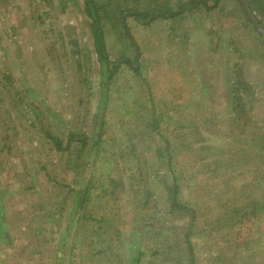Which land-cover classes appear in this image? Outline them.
Listing matches in <instances>:
<instances>
[{
  "label": "rangeland",
  "instance_id": "374dc122",
  "mask_svg": "<svg viewBox=\"0 0 264 264\" xmlns=\"http://www.w3.org/2000/svg\"><path fill=\"white\" fill-rule=\"evenodd\" d=\"M208 4L126 30L105 11L106 79L82 0H0V264H129L132 235L141 264H190L173 171L196 207L193 264H264V210L230 211L264 195V34L239 0ZM73 188L88 200L72 212Z\"/></svg>",
  "mask_w": 264,
  "mask_h": 264
},
{
  "label": "trees",
  "instance_id": "16d2710c",
  "mask_svg": "<svg viewBox=\"0 0 264 264\" xmlns=\"http://www.w3.org/2000/svg\"><path fill=\"white\" fill-rule=\"evenodd\" d=\"M136 1L137 0H117L116 2H114L113 0H82L85 14L89 19V26H90L92 40H93V48L98 57V62L101 64V68L104 71L103 77H105L106 79L110 77L111 74L107 70V65L108 63H110V60L108 59L109 54L106 49V40H105V32H104L103 20L105 17V11L110 10V9L116 10L114 12V15H116L117 13L119 14L118 19L121 22V26L123 29L126 30L125 19L127 17H133L137 21L145 23V22H148L149 20H152L153 18H165V19L172 18V17L174 18L179 13H183L184 10H189L191 12L200 6L206 8L207 10H210L212 8V6L208 4V0H186L185 2L183 0H179L178 2L179 7L176 10H172L170 7L165 8L164 4L161 6V5H158V3L155 4V6H153L151 9L150 7H145V6H144V9L138 8L135 5L130 6V3H134ZM217 1L218 0H215V3H217ZM246 1L249 3L251 10L252 11L255 10L254 3L258 2V0H246ZM257 7L258 9H260L262 8V5L257 4ZM235 82L239 85L241 84L239 83V81H235ZM35 99L39 102L41 106L43 107L46 106L44 104V101L38 96L35 95ZM240 99L241 98L239 97L238 100ZM104 103H105V100H103L102 102L103 106H105ZM240 109L241 107L238 109V111H240ZM46 111L48 113V116H51V119L52 118L54 119L55 113L49 108ZM100 129H102V126L100 125V123H97L91 139L89 140L88 143H86V148L84 150V156L82 158V161L80 162V164L76 166V169H77V179L76 180H77L78 185L82 181V178H83L82 171L84 169L85 164L87 163L91 150H93L101 142L100 137H99L100 132L98 131ZM97 131L99 133H97ZM48 137H51L50 134L48 135ZM52 139L53 141L57 143L56 139L54 138ZM78 140L83 142L82 138L81 139L79 138ZM58 147L60 148V146ZM132 150L133 149L131 148L130 151ZM167 159L168 161H170L169 158L166 157V160ZM184 179L187 180L188 177H184ZM180 184L181 183L177 179V174H175V172L173 171L172 180L166 184L167 194H168L166 202H168L169 212H183L185 214L188 213L187 215H188L189 224L188 226H186L187 230L184 232L183 237L190 251V256L192 259L190 264H193L194 262L193 257L195 253L193 252V249L191 248V244H192L191 236L193 235L192 234L193 229H195V225L197 221L196 207H195V204L192 203L190 200H186L185 198L182 199ZM81 189L80 188L72 189L73 190V198H72L73 210L72 212L79 210L81 206L88 200V189L84 188L83 192L80 191ZM150 197H152V195ZM149 202L150 201L147 200L145 203L148 204ZM224 202L227 203L224 200L222 201L221 204H224ZM224 207H226V204H224ZM0 208H2L1 200H0ZM254 208H259L261 212L264 210V195L261 199H256V201L253 200L252 202H247L240 207L238 205L234 207H230V211L232 210L233 214L239 213V218H242L244 214L250 213L251 212L250 209H254ZM227 211L228 210H222L220 213H218V215L224 216L225 215L224 213H226ZM223 216H220V217H223ZM239 222L242 223V221H239ZM3 226H4V223L2 222V217H1L0 227H3ZM116 230L118 231V229ZM132 236L133 238H131L130 241H127V244H126L128 246L127 247L128 249L127 260L129 264H141L144 251L142 250V247L140 245L141 242L139 241V239L138 238L136 239L134 237L135 235H132Z\"/></svg>",
  "mask_w": 264,
  "mask_h": 264
},
{
  "label": "water",
  "instance_id": "95a60500",
  "mask_svg": "<svg viewBox=\"0 0 264 264\" xmlns=\"http://www.w3.org/2000/svg\"><path fill=\"white\" fill-rule=\"evenodd\" d=\"M239 1H240L241 5L243 6V9L246 11L249 19L251 20V22L256 27V29L264 34V28L257 21L255 14L253 13V11L251 10V8L249 6V3L246 0H239Z\"/></svg>",
  "mask_w": 264,
  "mask_h": 264
},
{
  "label": "crops",
  "instance_id": "0c3cea01",
  "mask_svg": "<svg viewBox=\"0 0 264 264\" xmlns=\"http://www.w3.org/2000/svg\"><path fill=\"white\" fill-rule=\"evenodd\" d=\"M228 53H229V48L225 47V54L228 55ZM2 222H4L3 216H2ZM7 235H8V232L3 227H0V246H1V242L5 243L8 240ZM4 261L5 259H1V256H0V263H4Z\"/></svg>",
  "mask_w": 264,
  "mask_h": 264
}]
</instances>
